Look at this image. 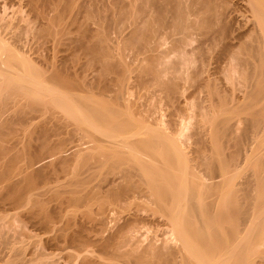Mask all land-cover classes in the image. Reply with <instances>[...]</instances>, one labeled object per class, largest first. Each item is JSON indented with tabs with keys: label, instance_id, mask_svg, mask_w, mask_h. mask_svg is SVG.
Listing matches in <instances>:
<instances>
[{
	"label": "bare ground",
	"instance_id": "1",
	"mask_svg": "<svg viewBox=\"0 0 264 264\" xmlns=\"http://www.w3.org/2000/svg\"><path fill=\"white\" fill-rule=\"evenodd\" d=\"M8 2H3V10L10 5L12 10L0 14V224L18 210L19 223L47 233L63 221L73 201L89 206L101 196L98 199L111 204L135 202L133 217L123 227L131 222L164 227L162 239L154 235L157 240L149 237L139 243L138 238L134 242L139 245L133 244L137 249L127 250L137 264H264V0H112V10L106 5L103 11L79 0ZM98 17L114 28L123 54L131 48L144 53L139 69L130 68L137 75L134 87L144 90L149 84V95L145 90L140 93L144 96L137 94L144 100L128 99L132 72L115 43L118 56L111 53L110 31L100 27L105 24L100 25ZM94 19L100 28L92 31ZM71 29L78 34L70 35ZM167 39L170 48L159 49ZM65 47L69 55L86 52L93 79L83 74L79 78V63L74 65L79 59L74 57L72 66L66 63L72 56L62 54ZM183 83L192 88L190 98L186 96L190 121L177 109L180 120L169 129L161 121L157 99L180 105ZM77 134L86 141L70 144ZM68 150L96 166L118 164L121 174L105 181L100 196L98 188L93 190L96 197L80 189L79 198L70 201L63 200L67 195L55 198L54 192L52 198L47 194V199H30L33 189L35 193L46 187L39 186L51 176L47 167L52 173L64 170ZM84 150L91 153L84 155ZM26 201L31 203L27 209ZM74 217L65 219L70 231L67 237L62 234L72 244L85 228L77 227ZM28 226L23 227L28 231ZM19 230V235L28 233Z\"/></svg>",
	"mask_w": 264,
	"mask_h": 264
},
{
	"label": "rangeland",
	"instance_id": "2",
	"mask_svg": "<svg viewBox=\"0 0 264 264\" xmlns=\"http://www.w3.org/2000/svg\"><path fill=\"white\" fill-rule=\"evenodd\" d=\"M89 1V2H88ZM110 1H112V0H79V3H80V5L82 4V5H87V6H89L90 5V7H93L94 6V8H96L95 10H98V8L100 7V8H102V11L105 9V8H107V6L109 7L111 4H113V3H111L110 5H109V3H110ZM3 2H8V0H0V14L1 13H3V11H6V12H10L11 10H12V6L10 5V7L11 8H6V10H3V7H2V5H3ZM82 2V3H81ZM103 2V3H102ZM9 3V2H8ZM94 3V4H93ZM96 3V4H95ZM10 4V3H9ZM9 4H7L6 5V7L7 6H9ZM105 4V5H104ZM79 5V6H80ZM107 5V6H106ZM4 6V5H3ZM14 6V5H13ZM17 6V5H16ZM15 6V7H16ZM99 6V7H98ZM105 6V7H104ZM14 7V8H15ZM98 7V8H97ZM112 7H113V5L112 6H110L109 8H111V10H112ZM99 8V9H100ZM108 8V9H109ZM10 11H9V10ZM106 11V10H105ZM107 12V11H106ZM108 12H110V10H108ZM79 17H81L82 18V15L80 16L79 15ZM81 18H79V21H81V23H82V20H80ZM96 18V17H95ZM98 20H100V21H102L101 19H99V17H98ZM94 21V23H96L95 21H97V19H94L93 20ZM91 22V21H90ZM90 22H88V23H90ZM100 23V25H103V23H104V21H102V23L101 22H99ZM98 23V21H97V23L94 25V24H91V26L92 27H95V28H93L92 29V31H95L96 30V28L98 29V28H100V27H103V28H105V27H107L106 26V24L104 25V26H100V27H96V26H99V25H97V24H99ZM89 25V24H88ZM87 25V26H88ZM74 27V26H73ZM72 27V28H73ZM89 27H90V25H89ZM91 27V28H92ZM90 28V29H91ZM108 28V30L110 31H106L107 33L109 32L110 34H109V38H110V41H109V38H108V40L107 41H109L111 44H112V48L110 49V51H111V53H113L114 51L116 52V54L115 55H117V51L118 50H116L117 48H119L120 47V49H121V51H120V53H122L123 51V49L121 48V46H119L118 47V45L120 44V42L119 43H117L119 40H118V38H116L117 36H116V31L114 30V32H112L113 30L112 29H114V28H112L111 27V30H110V28L109 27H107ZM89 29V30H90ZM95 29V30H94ZM72 30V32L70 33V35H73V36H76L78 33H77V29L74 31L73 29H71ZM126 30V29H125ZM129 30V29H128ZM128 30H127V32H128ZM79 31H80V29H79ZM91 31V30H90ZM76 33V35H74L73 33ZM126 31H125V33H127ZM79 33H82L81 31L79 32ZM89 33V32H88ZM87 33V34H88ZM92 33V32H91ZM114 34H115V36H114ZM89 35V34H88ZM81 36V35H80ZM196 37H201V36H196ZM116 38V40L114 41V39ZM113 41H112V40ZM200 39H203V37H201ZM200 39L198 38V41L200 42ZM118 40V41H117ZM197 40V39H196ZM109 42H107V43H109ZM113 42V43H112ZM118 44H116V43ZM165 42H167L166 44H163V47H162V45L160 46V48L159 49H164L165 47L168 49V47L169 46H171V44H169V46H168V43H170V42H168V39H167V41H165ZM115 43V45L114 46H116V49L115 50H113L114 48H113V44ZM195 43H197L195 40H194V45L192 44V46L194 47L196 44ZM111 44H109V45H111ZM199 44V43H198ZM197 46V45H196ZM111 47V46H110ZM162 47V48H161ZM68 50H70L68 47H65V51H62L63 53V55L64 54H66L67 52H69V53H67L66 55H68V57H70V56H72L71 58H67V56H65L66 58H67V60L69 61H66V63H72V61L71 60H73V58L75 57V59H76V61H78V59H79V62H76V63H74V65L75 66H77L78 65V63H79V67H77L78 69H80V70H78L79 72H82L80 75H81V77L79 76V78L81 79H83L84 77L82 76V74L85 76H87V77H90V74H93V73H95L94 71H93V69H92V71H91V69L88 67L87 68V66H88V61L89 60H87V58L89 57V56H87V58H86V52H85V54L84 55H81V50L82 49H79V50H77L78 52H76L75 51V53H78L79 54V56H77L76 54V56L75 55H69V54H71L70 53V51H68ZM170 48V47H169ZM132 49L133 48H131V49H128L127 51H125L126 49H124V54L122 53V55L121 54H119V51H118V55H120L119 57H122L123 55V60H125V59H127V60H125V62L127 63V65H128V67H129V71H133L134 69L137 71V68L141 65V64H139V60L143 57V55H144V53L143 54H141V53H137V52H135L136 50H133L132 51ZM135 49V48H134ZM166 49V50H167ZM131 50V51H130ZM80 51V52H79ZM82 51V54L84 53ZM64 52H66V53H64ZM73 52V51H72ZM114 52V53H115ZM134 52V54H136L137 56H135V55H133L132 53ZM113 53V54H114ZM73 54V53H72ZM88 54V53H87ZM127 54V55H126ZM151 54V53H150ZM152 54H154V53H152ZM168 54H171V56L170 57H174V54H172V53H168ZM117 55V56H118ZM83 56V57H82ZM133 56H135V58L133 57ZM138 56H139V58H138ZM77 57V58H76ZM90 58V57H89ZM88 58V59H89ZM125 58V59H124ZM135 59V60H134ZM172 59V58H171ZM134 61V62H133ZM128 62H131V63H128ZM84 65H83V64ZM69 64V65H70ZM81 64V65H80ZM139 65V66H138ZM71 66H72V64H71ZM136 66H137V68H136ZM90 67H92V66H90ZM95 67V66H94ZM135 67V68H134ZM87 68V69H86ZM133 69V70H131V69ZM84 69V70H83ZM95 69V68H94ZM139 69V68H138ZM86 71V72H85ZM84 72V73H83ZM89 72V73H88ZM91 72V73H90ZM93 72V73H92ZM134 72V71H133ZM131 73V75L129 74V77H130V79H129V82H131L130 84V86L129 87H134V83H137V82H135V78H136V76L134 77V75H135V73ZM94 75V74H93ZM93 75H91V79H93L92 78V76ZM110 77L112 76V75H109ZM170 76H171V74H170ZM134 77V79L132 80V78ZM147 77H149V76H147ZM90 79V80H91ZM85 80H86V77H85ZM89 80V79H88ZM87 80V81H88ZM132 81H133V84H132ZM129 82H128V84H129ZM145 85H147V84H145ZM140 84H139V88H140ZM187 86H190V84L189 83H183V87H182V91H183V95L184 96H180L182 99H184V98H186V96H187V98H190V95L188 96V94H191V91H192V88H191V86H190V88L191 89H189V87H187ZM142 87H143V84H142ZM141 87V88H142ZM145 87H149V84H148V86H145ZM144 87V90L146 91V88ZM154 89L156 88V86L154 87V86H152ZM151 87V91H153L154 89ZM185 87H187V90L185 91ZM132 88H130V91L129 92H131V90H133V92H131V93H129V94H127L128 96H129V100L130 101H132V100H134V96H135V98L137 99L138 98V101H142V100H144V97H140L139 98V95H137V94H140V93H142V91L144 92V90L143 89H138V84H137V87L135 86L133 89ZM138 89V91H137V89ZM134 89H136V90H134ZM150 90V87L149 88H147V90ZM153 89V90H152ZM191 90V91H190ZM137 91V92H136ZM140 91V92H139ZM135 92H136V94H135ZM150 92V91H149ZM185 92V93H184ZM146 95H149V94H147V91L146 92H144ZM143 93V94H144ZM132 94V95H131ZM143 94H140V96L142 95V96H144ZM182 95V94H181ZM138 96V97H137ZM132 97V98H131ZM141 98H142V100H141ZM181 98H179V100L181 99ZM186 98V101H185V99H184V101L181 99V101H179L178 102V104H180V105H175L174 103H173V105H172V103L170 104V106H169V104H168V101H167V103H166V101L164 102V99H157L158 100V102H160V100H161V102H160V104H157L158 105V107H160V109L162 110V111H160L161 112V114H163V115H161V121L163 122V123H165V125L166 124H168V125H166L165 127H167V128H169V129H172L173 127H172V125L174 126V124L175 123H177V122H179V120H180V118H179V111H177V109H181L183 112V115H184V117L186 118L185 119V121L186 122H188V121H190V119L188 118V114H189V112H190V110H189V108H190V102L188 101V99ZM132 99V100H131ZM190 100V99H189ZM137 101V100H136ZM178 101V100H177ZM176 101V102H177ZM182 102V103H181ZM166 103V104H165ZM182 113H181V116H182ZM182 118V117H181ZM172 124V125H171ZM171 125V126H170ZM169 129H167V131L168 132H170L169 131ZM64 134V135H63ZM62 135L63 136H65V135H67V134H65V133H63ZM172 134V133H171ZM183 134L184 135H182L181 137H179V138H181L182 140H186V136L189 134V126H188V128H186L184 131H183ZM173 135V134H172ZM174 136V135H173ZM175 136H177V135H175ZM70 138V137H69ZM75 138V139H74ZM87 139V138H86ZM86 139H84V140H81L80 138H79V135L77 134L76 136H74L73 138H72V136H71V141H72V143H70V144H72V145H78L79 143H84L85 141H86ZM187 142V145H186V147L187 148H189V141L187 140L186 141ZM88 144H83L81 147H86ZM186 147H185V150L188 152V150H190V148L189 149H186ZM88 150H90V149H88ZM88 150H84V155H85V153L87 152V154H88V152L89 153H91V152H94V150L93 149H91L90 151H88ZM67 152H69V150L67 151ZM66 153V152H65ZM67 155V154H66ZM73 154L72 153H70L69 152V155H67V158H68V162H67V165L63 168L64 170L63 171H61V168H58V171H54L53 173L51 172V170H50V167H47L46 168V166H44L43 168L44 169H42V170H45V168H46V171H48V168H49V171H48V173L50 172V175L51 176H49L48 178H47V180L44 182L43 181V184H42V182H40L41 183V185L39 186L38 184L39 183H37V182H39V181H35L37 184L36 185H38L39 187H41L42 188V186L44 187V185L46 184V187H44L43 189H44V191H43V189L41 190L40 188H38L39 189V191H36L35 193H34V189H33V191H31V196H29L28 194V197H31L30 199H34L35 197H36V199L37 198H46L47 199V194L48 195H51V192H52V194H53V192H54V195L56 196H54L53 195V197H55V198H58L57 197V195H59L60 194V196L59 197H65L66 195V198L68 197L69 198V201H70V199H72V198H75V197H77V198H79V194L81 193L80 191L82 190H86L87 192H88V194L87 193H85L86 191H83L82 193H84L85 195H89L90 193V191H93V190H95V189H97V190H99V196H100V194H101V192L104 190H102V188H104L105 187V185H104V183H105V181H113V178L116 180L119 176V174H121L120 173V171L119 170H117V169H119V167H117V165L118 164H112V163H108V162H110V161H108V162H106V163H103L102 164V166H100V165H97L96 166V164L95 163H93L92 161L90 162V160L89 159H86V158H82L83 156H82V154L81 155H79L80 157H81V159L80 158H78V157H76V156H72ZM130 157V156H129ZM77 159V160H76ZM80 159V160H79ZM129 159V158H128ZM85 160V161H84ZM86 160H89V161H86ZM130 161V160H129ZM128 161V162H129ZM83 162V163H82ZM87 163V164H86ZM136 164L138 165V163L136 162ZM135 164V161H134V165H136ZM88 165V166H87ZM105 165V166H104ZM116 165V166H115ZM136 165V167L137 168H139V166H137ZM114 167V168H113ZM96 168V169H95ZM41 170V171H42ZM26 171V170H25ZM45 171V172H46ZM119 171V172H118ZM23 173H24V171H22ZM22 172H20L21 174H22ZM57 172V173H56ZM56 173V174H55ZM66 173V174H65ZM118 174V175H117ZM117 175V176H116ZM21 175H19V176H17V177H20ZM14 179H16V177L14 178ZM50 181V182H49ZM83 181H85V182H83ZM87 181V182H86ZM104 181V182H103ZM103 182V183H102ZM45 183V184H44ZM49 183V184H48ZM81 183V184H80ZM84 183V184H83ZM102 183V184H101ZM107 183V182H106ZM97 184H99V185H97ZM83 185V186H82ZM91 185V186H90ZM103 185V187L101 188V186ZM38 186H36V187H38ZM58 186V187H57ZM95 186V187H94ZM97 186H99V187H97ZM48 187V188H47ZM74 187V188H73ZM88 187V189H86ZM50 188V189H49ZM70 190H68V189ZM90 188H93V189H90ZM99 188V189H98ZM38 189H36L35 188V190H38ZM73 189V190H72ZM75 189H76V191H75ZM78 189V190H77ZM81 189V190H80ZM90 190V191H89ZM97 190H95V191H97ZM46 191V192H45ZM72 191V192H71ZM95 191H93L92 193H93V195H92V193L90 194L91 196H98V193H97V195H96V192ZM38 192V193H37ZM40 192V193H39ZM43 192V193H42ZM56 192V193H55ZM64 192H65V195H64ZM98 192V191H97ZM95 193V194H94ZM34 194V195H33ZM42 194V195H41ZM57 194V195H56ZM61 194H63V196H61ZM74 195H76V196H74ZM70 196V197H69ZM73 196V197H72ZM81 196V195H80ZM82 196H84V195H82ZM101 197V196H100ZM100 197H97V199L95 200H93V204L91 205L90 203V205L89 206H85V205H83V206H79V203H81L80 201H78L79 199H77V198H75V199H77V200H75V201H73V203L67 208V209H65L64 210V215H63V221L61 222L60 221V223H56V225H55V227L54 226H52V228H50L51 230H47V233H46V231H44V233H43V231H39L38 233H37V230L36 231H34L33 232V230L34 229H32L31 227H29L28 226V223L27 224H25L24 223V225H23V223L22 222H20L21 223V225H23V226H28L30 229H28V227H25V228H27L28 229V231L27 230H25L24 229V227L23 226H19L20 225V223L18 222V220H20V219H18L19 217H17L18 215H16V214H18V213H20L18 210V213H14L15 215H16V217H14L13 218V216H11V215H14L12 212H14V211H8V212H6V214H3V215H7V214H9V215H7L6 217H4L2 220H1V222H2V228H0L1 230H2V232H1V230H0V256H1V259H0V264H137L138 262H135V260L132 258V257H130L129 255H131V254H128L127 253V250H128V252L131 250V251H134V249H137V247L138 246H136L137 244L139 245V241H141V242H143L142 241V239L144 240V242L146 243V241L148 240V239H151L152 238V240H154V239H156L155 238V236L154 235H158L157 236V238H158V240L159 239H162L161 237V235H166V234H164V233H162L161 234V232H163L164 231V227H162V229H161V226H158L157 225V227H159V228H157V227H154L155 225H151V223H147V225L144 223V222H135L136 224L137 223H139V224H135V225H133L132 223L133 222H131L128 226H130V225H132V227H128L127 226V228H126V226H124L123 227V225L125 224V222L127 221V219H131V217H133L131 214H132V212H135V210H136V204H135V202H133V205L132 204H130L131 206H129V205H123V204H121V205H117V204H115V203H112L111 204V202L109 203V200L108 199H105V198H103L102 200L104 201H102V200H100L101 198ZM27 198V197H26ZM25 198V199H26ZM51 198H52V195H51ZM55 198L54 199H52V200H55ZM68 198L67 199H63V200H68ZM98 198H100V199H98ZM24 199V200H25ZM23 200V201H24ZM27 200V199H26ZM73 200V199H72ZM98 200H100L99 202H98ZM107 200V201H106ZM28 201V200H27ZM26 201V204H28V205H26V208L25 209H27L28 207L27 206H29L30 204L28 203ZM94 201H97V203L96 202H94ZM30 202V201H29ZM54 203V201H51V203ZM75 202H77L75 205H74V203ZM23 203H25V202H23ZM92 203V202H91ZM83 203H81V205H82ZM135 204V205H134ZM23 206H25V204L23 205ZM23 206L22 207H20L22 210L24 209L23 208ZM79 206V207H78ZM133 206H134V208H133ZM30 207V206H29ZM134 209V210H132V208ZM85 208V209H84ZM88 208V209H87ZM99 208V209H98ZM19 209V208H18ZM21 209H19L20 211H21ZM125 210V211H124ZM66 211V212H65ZM98 211V212H97ZM66 213V214H65ZM74 213V214H73ZM131 213V214H130ZM144 214H146V213H144ZM74 215L76 216V215H78V216H76V217H74ZM87 215V216H86ZM130 215V216H129ZM11 216V217H10ZM71 216V217H70ZM8 217H9V219H8ZM72 217H74L76 220L75 221H79V223H78V225H77V227H79L80 225H81V227L82 228H84L83 230H82V232H83V234H82V232H81V236L80 237H82V238H80V240H78V242H74L73 244L71 243V241L69 242L68 240H67V238L65 239V237H67L66 235H67V233L70 231V229L68 228L67 229V224H65L64 222H66V220L65 219H67V220H69V218L71 219ZM90 217V218H89ZM5 218H6V220L8 221V220H10L9 222H8V224L7 223H4V221H6L5 220ZM17 219V220H14V219ZM79 218V219H78ZM82 218V219H81ZM22 219V218H21ZM88 219V220H87ZM6 221V222H7ZM14 221H15V223H14ZM16 221L19 223H16ZM81 221V222H80ZM12 222V223H11ZM7 224L8 225V227H7V225L5 226L4 224ZM12 225H11V224ZM86 223V224H85ZM124 223V224H123ZM140 223H142V224H140ZM10 224V225H9ZM143 224H145V225H143ZM5 227H4V226ZM17 225V226H16ZM64 225V226H63ZM91 225V226H90ZM143 225V226H142ZM151 225V226H150ZM21 228V230H19V231H21V233L23 234V230L24 231H27L28 233H26L27 234V236L25 237V235L23 234V235H19L20 233L18 232V229H20L19 227ZM63 226V227H62ZM67 226V227H66ZM122 226V227H121ZM133 226H135V227H133ZM4 227V228H3ZM16 227V228H15ZM18 227V228H17ZM64 227L66 228V229H64ZM123 229L122 231H123V233L122 232H120V230H121V228ZM140 227V228H139ZM152 227V228H151ZM15 228V229H14ZM23 228V229H22ZM131 228H136V229H131ZM14 229V231L17 229V232H16V234L12 231ZM64 229V230H63ZM80 229V228H79ZM89 229V230H88ZM120 229V230H119ZM125 229H127V231L125 230ZM129 229H131L132 231H129L128 232V230ZM86 230V231H85ZM139 230V231H138ZM31 231V232H30ZM66 231H68V232H66ZM88 231V232H87ZM66 232V233H65ZM85 232V233H84ZM121 233L120 235L118 234V235H116L117 233ZM137 232V233H136ZM112 233V234H111ZM143 233V234H142ZM65 234V237L63 236V235ZM85 234V235H84ZM88 234V235H87ZM147 236H145V235ZM160 234V235H159ZM28 235H29V237H28ZM122 235V236H121ZM130 235H132L134 238L133 239H129L131 236ZM136 235V236H135ZM142 237H141V236ZM16 236H21V237H16ZM22 236H23V240L22 241H20L21 239H22ZM117 236H120L119 238L117 237ZM127 236V238H125ZM152 236H154V237H152ZM113 238L114 239V241H111L112 239H109V238ZM149 237H151V238H149ZM160 237V238H159ZM165 237V236H164ZM17 238V239H16ZM48 238H50L49 240H48ZM54 238V239H53ZM58 238V239H57ZM123 240H122V239ZM124 238L125 239H127L128 240V243L126 244V242H124ZM132 238V237H131ZM138 238L140 239V240H138ZM14 239V240H13ZM53 239V240H52ZM56 239V240H55ZM60 239V240H59ZM65 239V240H64ZM82 239V240H81ZM83 239H84V241H83ZM86 239H89V240H86ZM91 239H93V240H91ZM107 239L108 240H110V242L109 241H107ZM118 239H119V242H115V241H118ZM16 240V241H15ZM95 240H102L101 242H95ZM104 240V241H103ZM106 240V241H105ZM122 240V244H120V241ZM131 240H132V242H131ZM138 240V242L139 243H135L134 241H137ZM157 240V239H156ZM46 241V242H45ZM55 241V242H54ZM83 241V243H81ZM130 241V242H129ZM20 242V243H19ZM22 242V243H21ZM47 242H48V244H47ZM65 242V243H64ZM102 242H108L109 244H108V246L109 245H112V246H118V243H119V248H117L118 250H116V247H113L114 248V250H113V248L111 247H109V248H107V247H105V246H101V243ZM111 242H112V244H111ZM50 243V244H49ZM97 243V244H96ZM98 243H100V244H98ZM117 244V245H114V244ZM130 243H132V245H129ZM136 244V245H133V244ZM63 244V245H62ZM70 244V245H69ZM13 245V246H12ZM48 245V246H47ZM87 245V246H86ZM99 245H100V247H99ZM120 245L122 246V247H120ZM125 245H127V247H125ZM136 246V247H135ZM8 247V248H7ZM12 247V248H11ZM102 247H104L103 249H102ZM135 247V248H134ZM57 248V249H56ZM11 249V250H10ZM124 249V250H123ZM130 249V250H129ZM133 249V250H132ZM109 250V251H108ZM111 250V251H110ZM258 250H262L261 248L260 249H258ZM117 251V252H116ZM119 251V252H118ZM125 251H126V254H124L125 253ZM30 252V253H29ZM83 252V253H82ZM120 252H122L121 253V255H120ZM55 253V254H54ZM5 254V255H4ZM12 254V255H11ZM32 254V255H31ZM61 254V255H60ZM127 254H128V256H127ZM28 255V256H27ZM118 255V256H117ZM127 256V257H126ZM38 257V258H37ZM123 257H126V258H123ZM5 260H4V259ZM30 258V259H29ZM12 259V260H11ZM29 259V260H28ZM76 259V260H75ZM88 259V260H87ZM116 259H118V260H116ZM30 260H31V263H30Z\"/></svg>",
	"mask_w": 264,
	"mask_h": 264
}]
</instances>
